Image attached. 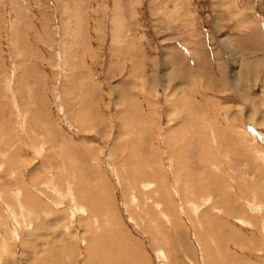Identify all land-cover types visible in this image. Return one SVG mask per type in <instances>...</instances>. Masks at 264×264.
Wrapping results in <instances>:
<instances>
[{
  "label": "rangeland",
  "instance_id": "rangeland-1",
  "mask_svg": "<svg viewBox=\"0 0 264 264\" xmlns=\"http://www.w3.org/2000/svg\"><path fill=\"white\" fill-rule=\"evenodd\" d=\"M264 0H0V264H264Z\"/></svg>",
  "mask_w": 264,
  "mask_h": 264
},
{
  "label": "bare ground",
  "instance_id": "bare-ground-1",
  "mask_svg": "<svg viewBox=\"0 0 264 264\" xmlns=\"http://www.w3.org/2000/svg\"><path fill=\"white\" fill-rule=\"evenodd\" d=\"M264 244V243H263Z\"/></svg>",
  "mask_w": 264,
  "mask_h": 264
}]
</instances>
